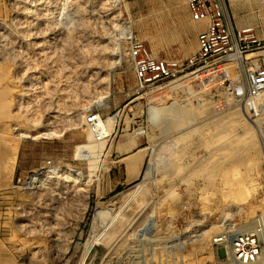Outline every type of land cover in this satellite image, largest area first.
<instances>
[{
  "label": "rangeland",
  "instance_id": "obj_1",
  "mask_svg": "<svg viewBox=\"0 0 264 264\" xmlns=\"http://www.w3.org/2000/svg\"><path fill=\"white\" fill-rule=\"evenodd\" d=\"M230 2L245 41L183 69L206 24L187 0H0V264H227L238 234L264 252L263 102L246 111L253 140L235 118L264 69V0ZM95 114L112 130L76 155ZM119 157L128 183L110 174Z\"/></svg>",
  "mask_w": 264,
  "mask_h": 264
},
{
  "label": "built area",
  "instance_id": "obj_2",
  "mask_svg": "<svg viewBox=\"0 0 264 264\" xmlns=\"http://www.w3.org/2000/svg\"><path fill=\"white\" fill-rule=\"evenodd\" d=\"M187 4L191 19L205 21L206 24L198 34V52L183 62V69L215 63L224 54H228L229 50L238 49L241 41H245V36H242L233 22L226 0H187ZM140 75H144V71H140ZM263 90L264 69L250 68L247 74L248 94L255 96ZM241 92L242 95L245 90L242 89ZM90 120L94 121V116ZM260 246L259 236L235 235L231 242L233 264H264V258L262 263L260 261L261 253L264 256ZM221 263L220 261L219 264Z\"/></svg>",
  "mask_w": 264,
  "mask_h": 264
},
{
  "label": "bare ground",
  "instance_id": "obj_3",
  "mask_svg": "<svg viewBox=\"0 0 264 264\" xmlns=\"http://www.w3.org/2000/svg\"><path fill=\"white\" fill-rule=\"evenodd\" d=\"M195 21V20H194ZM249 29V28H248ZM248 29H244V30H248ZM264 53V51H263ZM240 52L239 51H236L235 54H231L229 55V59L231 61H234L237 56L238 58H240ZM242 64V63H241ZM240 64V65H241ZM2 68V67H1ZM0 68V69H1ZM2 70V69H1ZM0 70V111H5L7 108L6 104H7V99H8V94L10 92V90H8L7 88L3 87V81L7 78V74L6 72H4V69L3 71ZM208 70V69H207ZM7 71V70H6ZM206 71V70H205ZM4 72V73H3ZM195 71H192V72H189L187 74H190V73H193ZM4 74V75H3ZM6 74V75H5ZM185 74V75H187ZM184 75V76H185ZM8 84V83H7ZM240 86L235 89H237L238 91H236L238 94H241V90H240ZM96 101V100H95ZM261 102H263L264 104V90L259 92V94L253 96V97H249L247 100H246V97L243 98V102H242V107L240 109L239 107V110L237 111L236 113V122L239 123V126L241 127L240 128V134L241 136L245 137L244 135L248 134L249 138H251L252 140L256 137V134H255V130H254V127L251 126V123H250V120H249V115L248 113L250 114L251 117H253L252 115L255 114V110H257V105L260 104ZM93 103V102H92ZM236 108V106H235ZM238 108V107H237ZM10 109V108H9ZM89 110V109H88ZM232 110V109H231ZM236 110V109H235ZM234 108H233V112L235 111ZM241 110V111H240ZM248 110V113L246 112ZM228 114H226L227 117L230 116L231 119H233L234 117L231 116L233 115L232 113L229 115L228 112H226ZM87 114V113H86ZM184 114V113H183ZM259 114V113H258ZM8 116V115H7ZM87 116L88 115H85L84 116V120L86 122V119H87ZM230 120V119H229ZM235 120V119H234ZM233 120V121H234ZM224 121V120H223ZM6 122V121H5ZM235 122V123H236ZM112 116L111 115H108L106 116L105 118H103V116H101V114H95L94 116V121H91V122H88V126L90 127H86L84 126V130L87 132V135L89 137V140L87 142H84V144H77L76 146V150H75V154L78 155L79 154V151L82 147L84 146H88L90 148H93L94 149V146L97 147V145H95L97 143V137H104V136H107L108 134H110V131L112 130ZM85 125V124H84ZM234 126V125H233ZM186 128V127H185ZM195 130V129H194ZM183 131V130H181ZM180 131V132H181ZM196 132V131H195ZM22 134V133H21ZM180 134V133H179ZM184 134H186L184 132ZM25 135V133H24ZM224 136H226L227 134L224 133L223 134ZM109 136V135H108ZM179 136V135H178ZM238 136V135H237ZM246 136V137H248ZM182 137V136H181ZM225 139V138H224ZM239 138H236L235 140H232L230 141L228 144H231L230 146L232 147H236L238 144H239ZM223 140V139H222ZM100 145V143H99ZM6 172V171H5ZM6 175L5 173L4 174H0V186L2 185L1 184V180L2 179H5ZM174 191L171 190L169 191V195L172 194ZM36 195V194H35ZM143 197L147 198V192H144L143 193ZM37 198V197H36ZM140 198V197H139ZM144 199V198H143ZM141 200V198H140ZM147 201V200H146ZM263 207H264V203H263ZM262 207V208H263ZM116 217V216H115ZM114 218V217H113ZM112 218V219H113ZM128 217L125 219L124 216L122 217V219L120 221H117V222H114L115 219H113V222H112V226H111V229L110 231L104 236V242L105 243H108L109 246H113L115 240H117L118 238H123L124 237V233H125V229H127L126 227V223L128 222L127 221ZM132 219V218H131ZM261 219L263 221V226L262 227H259L257 229V232H261L263 237H264V232H263V229H264V214L261 215ZM134 220V219H132ZM127 221V222H126ZM246 222H249L250 219H247L245 220ZM245 222V223H246ZM132 222H130L131 224ZM129 225V224H128ZM211 232V231H210ZM242 232V231H241ZM236 233H239L238 231ZM221 239V238H220ZM215 240H218V238H216ZM230 246V247H229ZM225 250L221 252V255H222V259L225 261V263H229V264H233V262H226L227 261V258L229 257V254L231 252V245L228 244V245H225ZM223 261V262H224ZM223 264V263H222Z\"/></svg>",
  "mask_w": 264,
  "mask_h": 264
},
{
  "label": "crops",
  "instance_id": "obj_4",
  "mask_svg": "<svg viewBox=\"0 0 264 264\" xmlns=\"http://www.w3.org/2000/svg\"><path fill=\"white\" fill-rule=\"evenodd\" d=\"M229 9L232 11V16L234 18V22L236 24L237 28H241L245 22L242 21V18H238L239 13V5L236 2V6H232L230 0H228ZM248 29V28H243ZM132 163H128L123 160V158L119 157L118 160L112 165L110 168V174L113 177L114 180H116L118 183H128L129 181L133 180L135 177L133 175L129 174V169L133 168Z\"/></svg>",
  "mask_w": 264,
  "mask_h": 264
}]
</instances>
